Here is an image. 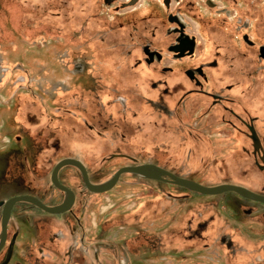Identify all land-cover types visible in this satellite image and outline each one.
Instances as JSON below:
<instances>
[{"label":"rangeland","instance_id":"374dc122","mask_svg":"<svg viewBox=\"0 0 264 264\" xmlns=\"http://www.w3.org/2000/svg\"><path fill=\"white\" fill-rule=\"evenodd\" d=\"M100 3L101 0H0V61L8 70L6 75L0 69V201L27 194L49 205L62 204L65 194L53 187L50 176L55 165L66 158L83 159L96 185L107 183L125 164L101 161L105 150L101 146L73 149L65 114L52 113L58 106L55 102H48L54 119L49 128L21 123L18 117L29 93L20 90L23 75L15 71V65L27 69L34 89L43 85L65 102L70 92V78L64 75V68L70 70V43L85 44L81 49L91 44V49L83 52L91 53L90 73L98 72V35L109 32L113 38L121 33ZM86 27L90 28L89 36L82 32ZM102 57L106 73L115 74V56ZM39 58L45 60L41 62ZM44 72L57 73L59 77L44 78ZM119 72L127 73V69ZM262 105L263 97L251 98L252 109ZM31 107L37 116L44 115L38 104L31 102ZM222 133L230 132L219 130L211 145L198 146L195 141L185 147L168 145L165 151H156L151 163L204 185L230 183L259 189L257 176L250 182L245 179L242 157L232 159L238 154V142L232 136L223 140L219 135ZM60 179L76 193L74 207L53 216L29 205H17L9 227V242L16 237L10 264H211L206 257L214 251L220 258L217 264H239L229 259L226 248L214 237L229 234L238 251L264 245L248 236L264 233V225L244 215L246 204L235 195L201 197L132 174L123 176L112 191L92 194L84 187L78 170L70 167L62 170ZM200 215L213 216V237L204 241L189 239L185 235L186 222L190 218L195 225L202 219Z\"/></svg>","mask_w":264,"mask_h":264},{"label":"flooded vegetation","instance_id":"af4514ba","mask_svg":"<svg viewBox=\"0 0 264 264\" xmlns=\"http://www.w3.org/2000/svg\"><path fill=\"white\" fill-rule=\"evenodd\" d=\"M100 6L121 33L113 38L109 32L98 35L100 63L97 73H90L91 53L83 52L91 49V44L86 43L85 49H81L85 44L70 43L69 72L64 68V75L70 78L66 102L43 85L34 89L27 69L15 65V71L23 75L19 79L20 90L29 93L27 98L31 99L24 100L25 107L18 116L20 122L49 128L54 119L48 102H55L58 106L52 109V113L65 114L73 149L101 146L105 148H102L101 161L125 163L112 177L122 168L154 165L190 181L194 180L151 163L156 151H165L172 144L185 147L192 141L198 146L211 145L216 133L226 130L230 133L219 134L223 140L232 136L239 146L237 156L232 159L242 157L245 179L250 182L253 176H257L259 189L240 184L194 182L206 187L239 186L264 197V105L251 107L252 97L264 98V0H101ZM82 32L88 36L91 33L89 27ZM106 54L115 56L113 64L118 73H106V60L102 57ZM39 59L41 62L45 60ZM125 68L127 73L121 74L119 71ZM0 69L7 75L8 70L2 67L1 61ZM56 74L44 72L43 76L54 80L59 77ZM31 102L38 104L44 115L37 116L31 110ZM83 135L85 137L81 138ZM191 153L192 148L186 153L188 159ZM66 159L79 161L93 184L83 159ZM142 161L147 162L140 163ZM62 170L58 175L61 184ZM78 172L86 188L82 174ZM125 175L129 173L122 174L117 184ZM149 181L201 197H218L203 196L166 182ZM225 194L242 199L246 204L244 215L264 225L263 203L235 193ZM29 196L46 206H58L49 205L38 196ZM19 204L37 209L31 204ZM0 210L2 220L1 205ZM198 217L202 219L195 225V220H187L185 235L199 241L212 238L215 231L213 216ZM10 222L11 219L6 243L0 252V264H10L14 253L16 237L9 242ZM248 236L264 242V233H250ZM214 240L226 248L229 259L239 264H264V245L238 251L229 234L217 235ZM40 251L44 252L42 248ZM219 259L217 251L206 257L211 264H217Z\"/></svg>","mask_w":264,"mask_h":264},{"label":"water","instance_id":"95a60500","mask_svg":"<svg viewBox=\"0 0 264 264\" xmlns=\"http://www.w3.org/2000/svg\"><path fill=\"white\" fill-rule=\"evenodd\" d=\"M75 167L77 168L83 177L84 184L89 192L94 194H103L110 191L117 184L120 176L122 174H135L145 179L160 181L170 183L179 187L188 189L189 191L195 192L203 196H219L225 193H235L242 198H247L255 202L264 204V197L257 195L243 187L234 186V185H220L215 187H206L201 184H198L194 181L187 179L178 178L171 173L156 167L154 165H143L137 167H126L119 170L110 181L103 185H93L90 183L88 174L84 166L76 160L65 159L60 161L53 169L51 175L52 185L59 191L65 194V200L62 204L54 207H49L44 205L40 200L29 195H20L9 200L0 203L2 206V220H1V235H0V252L3 249L6 239H7V229L8 224L11 219V214L13 208L19 203H27L36 207L37 209L50 214V215H62L72 210L76 196L73 191L68 189L66 186L62 185L59 181L58 175L59 172L65 167ZM169 178L166 180L164 178Z\"/></svg>","mask_w":264,"mask_h":264}]
</instances>
